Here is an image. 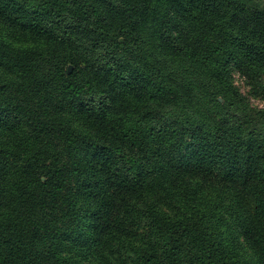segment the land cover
<instances>
[{
  "label": "trees",
  "instance_id": "1",
  "mask_svg": "<svg viewBox=\"0 0 264 264\" xmlns=\"http://www.w3.org/2000/svg\"><path fill=\"white\" fill-rule=\"evenodd\" d=\"M264 0H0V264H264Z\"/></svg>",
  "mask_w": 264,
  "mask_h": 264
},
{
  "label": "rangeland",
  "instance_id": "2",
  "mask_svg": "<svg viewBox=\"0 0 264 264\" xmlns=\"http://www.w3.org/2000/svg\"><path fill=\"white\" fill-rule=\"evenodd\" d=\"M232 80L239 90L245 94L251 104L256 107H264V99L259 95H254L251 90V84L239 72L232 74Z\"/></svg>",
  "mask_w": 264,
  "mask_h": 264
}]
</instances>
